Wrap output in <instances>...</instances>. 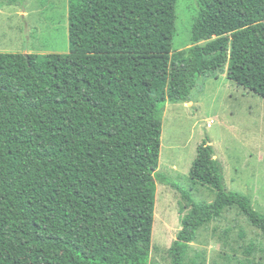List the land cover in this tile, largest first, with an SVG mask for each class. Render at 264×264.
Masks as SVG:
<instances>
[{
  "label": "trees",
  "instance_id": "16d2710c",
  "mask_svg": "<svg viewBox=\"0 0 264 264\" xmlns=\"http://www.w3.org/2000/svg\"><path fill=\"white\" fill-rule=\"evenodd\" d=\"M176 3L67 0L68 53H0V264H150L156 182L169 184L158 173L167 103L223 69L264 99V0H198L190 48L171 55ZM189 179L215 197L181 191L191 208L170 264L227 208L264 234L207 140Z\"/></svg>",
  "mask_w": 264,
  "mask_h": 264
},
{
  "label": "rangeland",
  "instance_id": "374dc122",
  "mask_svg": "<svg viewBox=\"0 0 264 264\" xmlns=\"http://www.w3.org/2000/svg\"><path fill=\"white\" fill-rule=\"evenodd\" d=\"M197 12L198 0H177L171 55L190 48ZM0 53H68L67 0H0ZM205 140L226 191L247 197L264 216V99L231 83L225 69L209 72L197 79L188 102L167 103L162 114L158 173L169 184L156 182L150 264H170L168 250L191 208L181 191L196 203L215 197L189 179ZM183 264H264V234L227 208L198 229Z\"/></svg>",
  "mask_w": 264,
  "mask_h": 264
}]
</instances>
